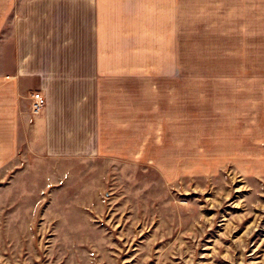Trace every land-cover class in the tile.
Returning <instances> with one entry per match:
<instances>
[{
  "label": "rangeland",
  "instance_id": "374dc122",
  "mask_svg": "<svg viewBox=\"0 0 264 264\" xmlns=\"http://www.w3.org/2000/svg\"><path fill=\"white\" fill-rule=\"evenodd\" d=\"M242 91L236 117L234 80L131 81L141 158H48L22 127L0 264H264V94Z\"/></svg>",
  "mask_w": 264,
  "mask_h": 264
},
{
  "label": "crops",
  "instance_id": "0c3cea01",
  "mask_svg": "<svg viewBox=\"0 0 264 264\" xmlns=\"http://www.w3.org/2000/svg\"><path fill=\"white\" fill-rule=\"evenodd\" d=\"M194 80H234L236 117L264 94V0H0V166L22 127L48 158H141L131 81Z\"/></svg>",
  "mask_w": 264,
  "mask_h": 264
},
{
  "label": "built area",
  "instance_id": "2783aa9c",
  "mask_svg": "<svg viewBox=\"0 0 264 264\" xmlns=\"http://www.w3.org/2000/svg\"><path fill=\"white\" fill-rule=\"evenodd\" d=\"M32 110L35 114H38L43 111L46 106V97L41 91L34 92L32 94Z\"/></svg>",
  "mask_w": 264,
  "mask_h": 264
}]
</instances>
